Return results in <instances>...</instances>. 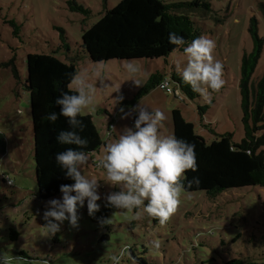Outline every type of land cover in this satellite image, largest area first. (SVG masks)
Wrapping results in <instances>:
<instances>
[{"label": "rangeland", "instance_id": "obj_1", "mask_svg": "<svg viewBox=\"0 0 264 264\" xmlns=\"http://www.w3.org/2000/svg\"><path fill=\"white\" fill-rule=\"evenodd\" d=\"M91 9L92 15L76 13L70 2ZM164 3H187L195 0H160ZM211 10L193 14L203 36L215 41L214 59L223 65V87L211 96V108L202 116L200 108L210 103L200 96L192 101L179 93L169 94L160 87L142 98L144 105L165 114L163 135H174L172 114L180 110L185 120L195 126L197 134L208 143L217 136L232 134L236 143L244 138L241 107V68L244 55L254 52L256 40L251 32L255 24L264 41V15L258 0H200ZM121 0H0V132L6 137L7 154L0 153V249L10 264H113L111 257L123 253L120 264H226L232 259L264 264V188L249 187L226 191L216 197L206 192L184 191L175 213L161 225L157 218L136 209L119 210L108 205L107 197L119 191L107 183L106 172L96 167L105 146L119 133L135 127L137 112L122 118L141 100L137 95L150 78L160 72L170 76L177 60L186 63L182 52L168 58L134 60L140 67L137 87L124 70L128 61L111 60L93 63L86 56L75 61L78 72L99 69L111 88L105 92L97 85L91 116L103 146L90 155L83 172L99 183L100 210L90 216L87 201L78 208L79 226L68 221L55 235L45 228L47 202L38 198L35 144L30 93L24 84L28 76L29 54H53L61 44L62 30L76 56L85 31L92 28ZM73 55V54H72ZM63 56L65 62L73 59ZM15 60L21 80L17 82L11 68ZM264 77V46L252 83ZM173 88L176 86L172 83ZM172 88V89H173ZM135 101V102H134ZM134 102V103H133ZM151 108V109H150ZM123 109V112L121 111ZM212 126L215 135L205 128ZM264 149V148H263ZM3 177L12 181L3 183ZM75 181L73 182V184ZM75 195V193H73ZM111 220L109 224L101 221ZM106 237L105 241L102 239ZM158 244V246H156Z\"/></svg>", "mask_w": 264, "mask_h": 264}, {"label": "trees", "instance_id": "obj_2", "mask_svg": "<svg viewBox=\"0 0 264 264\" xmlns=\"http://www.w3.org/2000/svg\"><path fill=\"white\" fill-rule=\"evenodd\" d=\"M107 2V0H105ZM259 9L264 15V0H258ZM71 10L92 15L89 8L76 1L70 2ZM200 10H211V4L195 0L187 3H164L160 0H121L112 10H106L102 18L83 35L82 45L75 56L66 32L62 30L61 44L53 54H29L27 57L28 76L24 84L30 93L32 125L35 144L36 179L38 198L42 201L60 196L61 185H71L74 180L67 178L56 162V154L69 146L60 145L56 137L62 130H68L67 119L60 116L56 122L45 120L50 112L59 114L60 106L55 101L63 92H72L68 88L71 76L78 72L75 61L86 56L93 63L111 60L161 59L170 57L176 47L169 42V33L175 32L187 43L203 36L193 14ZM251 32L256 40L254 52L244 55L241 68V107L243 111L244 138L241 143L233 140L232 134L216 135L208 143L197 134L195 126L185 120L180 110L172 114L173 132L195 145L196 171L185 173V191L206 192L216 197L226 191L249 187L264 188V77L255 85L252 75L256 69L264 46L254 24ZM182 52V49L181 51ZM73 54V55H72ZM86 55V56H85ZM65 56L74 61L68 63L61 59ZM11 68L14 78L21 77L15 60L5 65ZM165 80L174 84L175 94L185 95L195 101L199 94L193 92L190 85L172 72L169 75L160 72L154 74L147 86L137 95L141 100ZM135 102V101H134ZM133 102V103H134ZM211 103L200 108L202 116L211 108ZM83 131L79 134L87 139L85 151L93 154L103 146L102 139L93 124L91 116L80 115ZM215 135L212 126L206 127ZM0 153L7 154L6 137L0 132ZM96 167L98 164H96ZM198 177L200 183L188 187V181ZM10 180L3 177V183ZM12 182V181H11ZM143 264H147L143 262ZM226 264H253L232 259Z\"/></svg>", "mask_w": 264, "mask_h": 264}, {"label": "clouds", "instance_id": "obj_3", "mask_svg": "<svg viewBox=\"0 0 264 264\" xmlns=\"http://www.w3.org/2000/svg\"><path fill=\"white\" fill-rule=\"evenodd\" d=\"M168 39L176 46L173 51L182 49V55L186 57V63L175 62L176 74L191 86L193 92L211 103L212 93L218 92L224 84L223 65L213 55L215 41L200 36L187 43L175 32H170ZM124 70L130 77L129 81L137 87L143 86L138 78L141 69L134 60L126 62ZM92 80L98 81L102 85L99 88L105 92L111 88L99 69L92 73L76 72L68 84L73 91L63 92L55 101L60 106L59 114L50 112L44 117L53 123L60 116L67 119L69 129L60 131L56 140L69 147L57 153L55 159L65 176L75 181L71 185H61L62 199L47 202L44 220L51 236L60 231V225L65 221L72 228L79 226L78 208H83L85 201L90 216H95L100 210L99 183L83 172L91 154L84 150L88 141L79 134L84 125L78 118L85 110H94L97 85ZM167 86V80L160 85ZM132 112L138 113L134 129L126 127L114 142H109L100 162V167L106 172L107 183L120 189L108 195V205L119 210L136 209L137 218L146 213L163 225L180 203L181 194L185 191V173L197 169L195 145L175 135L161 134L165 114L159 109L149 111L142 100L122 118L127 119ZM199 183V178L194 177L188 181V187ZM110 221L104 220L101 224H109ZM122 256L123 253L113 255V264H120ZM0 264H10L3 249H0Z\"/></svg>", "mask_w": 264, "mask_h": 264}, {"label": "built area", "instance_id": "obj_4", "mask_svg": "<svg viewBox=\"0 0 264 264\" xmlns=\"http://www.w3.org/2000/svg\"><path fill=\"white\" fill-rule=\"evenodd\" d=\"M167 82H168V86L166 87V88H164V87H160L162 90H164V91H167L169 94H173V93H175L174 92V90L172 89V87H171V84H170V81L169 80H167ZM98 166H100V163L98 164ZM11 183V181H9V184Z\"/></svg>", "mask_w": 264, "mask_h": 264}, {"label": "water", "instance_id": "obj_5", "mask_svg": "<svg viewBox=\"0 0 264 264\" xmlns=\"http://www.w3.org/2000/svg\"><path fill=\"white\" fill-rule=\"evenodd\" d=\"M106 239H109V237H108V238L104 237V238L102 239V241H105Z\"/></svg>", "mask_w": 264, "mask_h": 264}]
</instances>
